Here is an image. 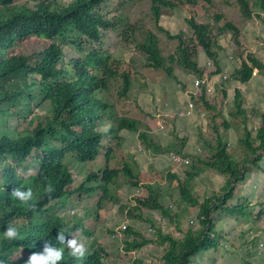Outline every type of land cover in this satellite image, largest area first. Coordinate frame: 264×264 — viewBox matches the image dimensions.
Here are the masks:
<instances>
[{
  "label": "trees",
  "instance_id": "trees-1",
  "mask_svg": "<svg viewBox=\"0 0 264 264\" xmlns=\"http://www.w3.org/2000/svg\"><path fill=\"white\" fill-rule=\"evenodd\" d=\"M134 1L0 0V103L37 106L27 118L23 135L6 133L0 137V264H114L104 242L99 241L89 251L91 237L71 238L79 224L70 225L65 200L74 193L81 196L99 192V209H104L102 201L111 202L112 186L122 174L130 178L132 185H145L147 195L130 212L155 229L152 236L129 226L125 232L135 237L126 240L125 250L159 244L163 247L162 264H202L205 252L224 257L221 247L227 240L226 231L218 226L215 213L233 220L252 218L248 211L252 200L243 191L253 169L264 171V107L250 114L244 108L243 91L235 89L231 114L234 119L244 116L241 123H234L237 130L242 125L239 142L243 157L239 160L222 132L232 127L223 109L231 91L218 84L215 104L210 101L207 85L200 95L204 107L213 111L212 127L217 133L215 140L206 141L208 159L203 166L193 164L184 178L178 170L168 173L171 185L180 190V203L198 209L199 224L182 228L177 220L176 232L164 231L156 216L144 211L147 207L172 220L179 217L160 195L155 196L153 182H146L135 172L133 154L125 149V133H139L154 153L184 152L176 142L161 145L148 140L144 121L136 116L122 114L109 129L99 125L101 120L114 121L108 114L112 106L102 93H110L117 84L118 97L130 98L134 82L124 61L102 47L105 32L119 33L126 43L134 44L146 56V68L176 78L173 65L178 63L200 79L206 75L198 63L200 48L215 62V75H219L223 72L220 37L232 33L236 44L241 45L242 32L217 9V0H151L157 27L178 41L176 54L166 57L160 37L129 20L125 8ZM237 1L247 18L264 12V0ZM184 7L193 14L187 20L192 34L182 31L174 36L161 25V19L165 11ZM201 14L209 22H199L196 17ZM68 48L78 57L68 56ZM241 60L234 75L237 83L251 82L255 70L264 74V60L256 55L244 50ZM69 154L83 162L101 159L103 163L76 181L75 172L64 161ZM208 169L227 176V180L220 192L207 193L201 200L195 191L196 177ZM248 254L254 256L252 251ZM132 264L146 263L135 258ZM244 264L253 262L246 259Z\"/></svg>",
  "mask_w": 264,
  "mask_h": 264
},
{
  "label": "rangeland",
  "instance_id": "rangeland-1",
  "mask_svg": "<svg viewBox=\"0 0 264 264\" xmlns=\"http://www.w3.org/2000/svg\"><path fill=\"white\" fill-rule=\"evenodd\" d=\"M227 3L230 4L228 5ZM215 4L219 11L224 13L230 21L234 22L240 28L242 34L240 40L241 45L236 44L232 33L220 37V43L223 47L221 52L223 72L219 75H215L217 73V67L215 62L211 59L210 60L213 61L211 67L204 65L203 68L209 73V76H212V78L209 79L207 92L211 96L210 101L215 104L216 98L214 95L216 94L217 84L226 85L231 91V95L225 100L223 109L232 127L222 132L225 134V138H227L230 150L236 153L237 159L242 160L243 155L241 150L243 147H241L239 142L242 125L240 124L241 127L237 130L234 127V123H241L244 120V116L238 117L237 119L232 117L231 111L235 106L234 91L236 88L243 91L244 108L250 114H254L255 108L264 107V74L260 75L257 73L256 76H253L252 81L247 84L237 83L234 75L237 69L241 67V54L244 50L264 60V12L260 14L261 16L254 15L251 18H247L242 14L240 4L237 0H217ZM151 8V0H136L127 5L125 9L128 10V17L131 23L143 26L146 30L153 31L160 37L161 46L166 57L175 55L178 41L169 38L164 31L157 27L151 14ZM192 15L191 9L188 7L175 11H165L161 19V25L174 36L182 31L187 35H191L192 33L188 27L187 20L190 19ZM205 17L201 14L197 16L196 19L201 23L209 22ZM105 36L106 38L102 47L113 52L118 58L124 61V67L129 68L133 73L134 82L130 98L118 97V91L115 89H118L120 86H117V84L112 87L110 93H102L103 98L112 106L109 108L108 114L114 121L108 123V121L105 122V120H101L99 125L101 128L109 129L111 124L116 122L118 116L128 114L139 117L144 121L143 130H146L149 137L148 140H153L161 145H169L173 142L177 143L176 147L182 149L184 155L191 159L189 166H179L174 163L171 154L174 151L154 153L139 133L128 131L125 133V149L126 152L133 154V162L136 163H132V165L135 172L146 179V182H153L152 186L156 193L155 196L160 195L164 204L169 207L172 205L171 208L174 209L175 214L179 215L178 219L174 218L172 220L169 216H164L160 211L154 210L157 216L164 218L165 222L163 229L165 231L176 232L177 220L183 225L182 228H187L194 223L198 225V209H191L187 204L180 203V190L171 185L168 173L178 170L184 178L186 171L192 170L193 164H197L198 166L204 165L203 161L208 159L210 154L206 141L215 140L217 136V133L212 127L214 125V121L211 118L213 111L204 107L200 95L194 93L195 90L193 86L196 77L189 74L184 67L175 63L173 67L175 69L176 78H169L164 71H153L146 68V56L143 55L134 44L126 43L119 33L105 32ZM200 49L201 53H203L202 48ZM67 50L68 56L78 57V54L71 48ZM204 58V63H206L209 58L205 54ZM225 75L229 77L227 82L224 80ZM119 84L121 85V83ZM193 94L196 97H193ZM188 100H192L195 103L194 114L189 117H180L176 113L188 103ZM165 103L169 104L168 108L163 107ZM157 108L159 109V111H156L157 114L163 112L160 116L151 113L152 109L157 110ZM36 110L37 106L35 103H31L29 106L25 104L12 106L0 103V137L6 133L11 136L23 135L26 132L27 118L30 119ZM167 112L174 115H166L165 113ZM159 122L166 125L167 129L165 132L159 128ZM253 124L254 119L251 121V126H253ZM183 144H185V146L182 148ZM198 148H201V151H198ZM64 161L72 171L76 172L74 175L77 180L83 179L84 175L89 173L91 169L96 170L97 166L100 167L103 163L101 159L93 163L83 162L73 154L67 155ZM262 164L264 166V160ZM31 171L30 168L28 172L30 173ZM255 172L256 174H263L258 169L255 170ZM150 176H153V178H150ZM223 178L224 182H219V190L217 192H220L222 186L224 187L226 184L227 176ZM128 180L130 181V178H128ZM128 180L125 175L122 174L120 176L116 184L112 186L110 196L111 202L108 203L107 199L102 201L105 205L104 209H99V192L90 195L84 194L82 196L74 193L70 195L69 198H66V203L71 205L66 211L68 212L69 223L71 225L80 224L82 227L86 228V230L93 231V235L89 236L86 230L82 228V232L75 234V239L81 240V238L85 236H88V238L91 237L90 239L93 241L92 246L94 247L97 240L100 239L104 242V247L112 254L115 261L114 264H132L135 258L143 259L146 264H162L161 253L163 247L159 244L152 243L142 250H125L126 240H132L135 236L133 234L128 235L125 231L119 233L117 226L123 221H128V227H140L138 228L139 230L155 236V229L150 222L136 218L135 213L131 214L130 212L138 201L143 200L147 195V189L144 184L135 186L130 184ZM196 180L198 181L197 178ZM138 188L142 190V194L140 195H136V190ZM251 190H249V194L244 192V195L251 198ZM195 191L200 196L201 200H203L205 194H207V192L204 191V187H202L199 182H196ZM255 197L258 199L255 204H252V201V203L248 205V211L252 214V218H249L248 221L244 223L245 226L243 229L239 230L240 234L243 236V232H246L247 236H250L251 230L255 233L260 231L264 232V222L260 223L257 219L258 215H261L260 212H264V192L261 196L256 195ZM143 208H145L144 211L147 213L151 210L147 207ZM98 213H103L100 218ZM76 214H78L79 217H76ZM262 219L264 220V213ZM215 220L219 227H227V221L221 218L218 213H215ZM226 230L227 229H225V231ZM257 235L252 239L253 242L249 243L248 248L245 246L246 242H243L240 247L232 249L233 255L231 259L228 257L224 259L216 252L211 256L209 252H205L203 254L204 258L201 260L202 264H204V261L205 264H212L216 260H220V264H238L241 260L245 263L250 251H252L254 255L257 253L256 249L260 241V239L255 240V238L258 237ZM236 237L241 236L236 234ZM230 238L231 235L228 241H230ZM228 241L226 240L223 243V248H221V250H224V248L227 249L225 243ZM87 246L89 249L92 247L88 244ZM260 258L264 260V256ZM256 264L258 263L256 262Z\"/></svg>",
  "mask_w": 264,
  "mask_h": 264
},
{
  "label": "crops",
  "instance_id": "crops-1",
  "mask_svg": "<svg viewBox=\"0 0 264 264\" xmlns=\"http://www.w3.org/2000/svg\"><path fill=\"white\" fill-rule=\"evenodd\" d=\"M205 62V58H204V54L203 53H200V58H199V64L200 66H203L206 64L204 63ZM207 62V61H206ZM257 170V169H255ZM255 170L253 169L251 171V176L248 177L247 181H246V184L244 185V192H247L248 194L250 193L249 190H251V200L253 201L252 204H255V202L258 200L256 199V195L257 196H261L264 192V171L261 170L260 172L263 173V174H259L255 172ZM200 175H198L196 178L198 179L197 182L201 183V186L204 187V191L209 193V194H213L215 192H217L219 190V182L221 183V181H223V177L224 176H221L222 174H220L219 172L215 171V170H206L204 172H201L199 173ZM254 180V181H253ZM253 181V182H251ZM224 182V181H223ZM253 186V188H252ZM251 187V188H250ZM248 188V189H247ZM255 199V200H254ZM145 210V208H144ZM154 212V211H153ZM155 213V212H154ZM157 219L159 220V222L162 223V226H164V218L163 217H160V216H156ZM221 218H224L226 221H227V227L225 229L226 230V237H227V241L229 240V236L231 235V238H230V241L226 242L225 244L228 245L227 249L224 248V250H222V252L224 253V259H226L227 257L228 258H232V249H235L236 247H240L242 245V243L246 242L245 246L248 248L249 247V243L252 242L253 240H251V237L250 236H247V233L246 232H243L244 233V236L240 234V231L239 230H242L243 227L245 226V222L248 221V219H238V220H233L232 218L224 215L223 217ZM232 220V221H231ZM231 221V222H230ZM260 223H263L264 220L261 218L260 220H258ZM140 228V227H138ZM137 228V230H139ZM245 229V228H244ZM253 231V230H252ZM254 232V231H253ZM258 233V235H257ZM252 235H257V239H260V240H264V232L260 231V232H257ZM236 234H238L239 236L241 237H236ZM241 242V243H240ZM223 248V246L221 247ZM243 249V248H241ZM258 256H255L253 258H250V256L248 255L247 259L252 261L253 264H256V262L258 264H264V260L261 259L260 257L256 258ZM205 263V261H204ZM221 261L220 260H216L214 261L212 264H220ZM238 264H244V261L241 260Z\"/></svg>",
  "mask_w": 264,
  "mask_h": 264
},
{
  "label": "clouds",
  "instance_id": "clouds-1",
  "mask_svg": "<svg viewBox=\"0 0 264 264\" xmlns=\"http://www.w3.org/2000/svg\"><path fill=\"white\" fill-rule=\"evenodd\" d=\"M204 53V52H203ZM205 54V53H204ZM206 55V54H205ZM212 60V59H211ZM210 59L206 62V64L205 65H207V67H211L212 65H213V61H211ZM209 62H211L212 64L211 65H208V63ZM198 63H199V60H198ZM200 65V64H199ZM202 68H203V66H201ZM205 70V69H204ZM256 71V70H255ZM254 71V72H255ZM258 71V70H257ZM205 72H206V75H205V77L204 78H202V79H200V78H196L195 79V83H194V86H193V89L195 90V94L196 95H201V93H202V91H203V87L205 86V85H207L208 86V84H209V79H210V76H209V73L205 70ZM258 73V72H257ZM225 76H227L228 77V75H225ZM253 76H254V73H253ZM224 80H226V81H228L229 80V77L227 78V79H225V77H224ZM197 81H201L202 82V84H201V86L199 87V88H197L196 87V82ZM204 82V83H203ZM198 91V92H197ZM199 93V94H198ZM190 102H193L192 100H188V103L184 106V107H182V108H180L179 109V111H177V115H179V113H180V111L181 110H183V109H185L188 105H189V103ZM194 103V102H193ZM168 103H165L164 104V108L166 107V108H168ZM156 111H159V109L157 108V110L156 109H152L151 110V113H153L154 115H157V116H160L161 115V113L163 114V112H161V113H156ZM194 111H195V103H194V109H193V112L190 114V115H186V116H180V117H189V116H191V115H193L194 114ZM166 115H174V114H169L168 112L167 113H165ZM175 114V115H176ZM161 124H163L162 122H160ZM164 125V124H163ZM159 128H160V126H159ZM166 125H165V129L164 130H162L163 132H165L166 131ZM198 151H201V148H198ZM172 154V156L174 155V154H179V155H182V156H184V157H186V158H188L189 160H190V163H191V159L188 157V156H186V155H184V154H181V153H176V152H172L171 153ZM173 161V160H172ZM174 162V161H173ZM174 163H176V162H174ZM190 163L189 164H183V165H185V166H189L190 165ZM177 164V163H176ZM177 165H179V164H177ZM183 165H179V166H183ZM213 170V169H212ZM216 171V170H215ZM218 172V171H217ZM76 173V172H75ZM74 173V174H75ZM75 176V175H74ZM181 178H183V176L181 175ZM76 181H78L77 179H75ZM138 189H140V188H138ZM137 191V190H136ZM140 194H142V190L140 189V193H136V195H140ZM85 195H87V194H85ZM80 196V195H79ZM82 196V195H81ZM69 206H71V205H67L66 206V209L68 210V207ZM171 207H172V205H171ZM149 210V209H148ZM150 212H152L155 216H157L153 211L154 210H149ZM79 213V212H78ZM74 214H75V211H74ZM103 213H99V218L101 217V215H102ZM76 217H79L78 216V214H76L75 215ZM156 220L158 221V223H160V225H161V227H162V229H163V226H162V223L161 222H159V220L157 219V217H156ZM178 222V221H177ZM123 224H127V227L126 228H122V225ZM71 225V224H70ZM84 226V225H83ZM82 228L83 229H85L86 230V228H84V227H82L80 224H79V227L77 228V229H75L74 230V233L71 235V238L72 239H75V234L76 233H79V232H82ZM128 228V221L126 220V221H123L120 225H118L117 226V230L119 231V233L121 232H124L126 229ZM137 229V228H136ZM89 231L90 232H92V233H89ZM140 231H142V230H140ZM165 231V230H164ZM86 232L88 233V235L90 236V235H93V231L92 230H86ZM143 232V231H142ZM145 233V232H144ZM145 234H147V233H145ZM252 234H254V232L251 230L250 231V237H251V240L254 238V236H256V235H252ZM147 235H149V234H147ZM113 236H115V235H113ZM86 237V236H85ZM99 241H101L100 239L99 240H97V243H96V245H95V247L94 246H92L90 249H89V251H91L92 249H94V248H96V246H98V243H99ZM261 241H263V240H260L259 241V243H258V245L260 244V242ZM264 242V241H263ZM92 244H93V241H92ZM226 246V248L228 247V245L226 244L225 245ZM258 248H259V246H258ZM258 248L256 249L257 251H258ZM256 251V252H257ZM254 256H258V257H263L264 256V253H263V255H257V253H256V255H254Z\"/></svg>",
  "mask_w": 264,
  "mask_h": 264
},
{
  "label": "built area",
  "instance_id": "built-area-1",
  "mask_svg": "<svg viewBox=\"0 0 264 264\" xmlns=\"http://www.w3.org/2000/svg\"><path fill=\"white\" fill-rule=\"evenodd\" d=\"M212 63L209 62L208 65H211ZM257 70L254 72V76L257 75ZM228 77L225 76V79H227ZM204 83V82H203ZM202 82L201 81H197L196 82V87L199 88L201 86ZM263 101H264V96H263ZM193 109H194V103L193 102H190L189 105L180 111L179 115L180 116H186V115H190L192 112H193ZM159 126H160V129L164 130L165 129V125L161 124L159 122ZM172 159L174 162H176L177 164L179 165H183V164H189L190 163V160L182 155H179V154H174L172 156ZM137 193H140V189H137ZM127 227V224H123L122 225V228H126ZM264 253V242L261 241L260 244H259V248H258V251H257V255H263Z\"/></svg>",
  "mask_w": 264,
  "mask_h": 264
}]
</instances>
